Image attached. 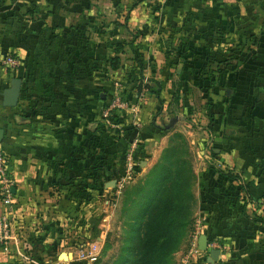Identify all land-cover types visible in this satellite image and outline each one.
Segmentation results:
<instances>
[{
    "label": "crops",
    "instance_id": "1",
    "mask_svg": "<svg viewBox=\"0 0 264 264\" xmlns=\"http://www.w3.org/2000/svg\"><path fill=\"white\" fill-rule=\"evenodd\" d=\"M227 42L241 55L227 58ZM14 79L20 91L8 106ZM114 81L128 103L118 116L132 127L130 141L97 131ZM0 130L16 241L0 248V264H74L92 232V206L102 202L99 222L109 215L107 183L133 140L135 179L163 168L184 143L197 242L215 243V264H264V223L255 219L264 218V0H0ZM51 216L77 218L65 241L55 237L60 229L44 230ZM17 246L32 250L28 263ZM57 246L69 259L48 254Z\"/></svg>",
    "mask_w": 264,
    "mask_h": 264
},
{
    "label": "trees",
    "instance_id": "2",
    "mask_svg": "<svg viewBox=\"0 0 264 264\" xmlns=\"http://www.w3.org/2000/svg\"><path fill=\"white\" fill-rule=\"evenodd\" d=\"M220 41H218L219 43ZM256 42V41H255ZM219 44H222L219 43ZM228 44V42L226 43ZM225 48V47H224ZM243 49L225 48V56L235 57L241 55ZM116 59L112 60V66L116 67ZM227 60V59H225ZM142 68L141 60H136V64L131 66L132 78L130 80L138 81L142 78V70H139V66ZM125 99V97H124ZM111 120L116 121L122 125L123 133L126 134L127 140L131 138V126L124 125L121 122V118L118 113L111 116ZM97 131L101 135L105 133L107 136L110 132H115V129L110 128L101 118ZM118 132V131H116ZM182 139L181 135H176ZM142 146H138V150ZM175 148V147H172ZM184 143L178 150H182V154L177 155L173 159L169 157L167 164L161 168V173L157 182L151 189V198L149 203L145 205V213L139 218L136 223L135 230L138 235L136 238V245L131 249L129 264H172L171 258L173 254L178 250V244L181 236L186 235L193 223V203H194V178L195 175L192 171L189 158H186V151L184 150ZM178 151L177 149H175ZM175 152L171 153L174 154ZM171 158V159H170ZM121 168L123 171L125 152L121 157ZM93 199V195L90 194L88 201ZM14 205V202H13ZM63 206L60 203V207ZM99 215L96 218L87 217L85 220L90 223L92 233H96ZM258 216V215H256ZM257 221L264 223V218L261 216L255 217ZM72 221L68 222L64 216L48 217L42 219V226L46 232L55 234L58 242L68 236L69 230H71L77 221L76 217H72ZM55 231V232H54ZM1 248V245H0ZM44 250L47 247L44 246Z\"/></svg>",
    "mask_w": 264,
    "mask_h": 264
},
{
    "label": "rangeland",
    "instance_id": "3",
    "mask_svg": "<svg viewBox=\"0 0 264 264\" xmlns=\"http://www.w3.org/2000/svg\"><path fill=\"white\" fill-rule=\"evenodd\" d=\"M224 47L229 48V50L237 48L236 46H234V44L229 43L225 44ZM178 152L179 151H176L174 154H172V156L176 157L177 155H179ZM184 156L188 158V152ZM157 170H152L146 175L145 172L142 175L138 176L137 179H135V176L133 180L128 181L122 187L119 193H115L114 191L113 193H111V199L109 200L110 205L108 207L109 215L106 216L104 223L102 221H98L96 233L91 232L90 234H87L82 238V243L84 244V248H86L84 249L85 252H91L93 255H95L96 258L95 260H91L86 257L84 260L88 261V264H129L131 249L134 245H136V238L138 235L137 231L135 230V222L142 217V214L146 212L145 205L149 203V200L151 198V189L154 187L153 183L157 182L158 177L161 173L160 168H158ZM156 175L157 177L153 179V176L155 177ZM151 179L153 180L151 181ZM110 186H108V188H111ZM101 208V201L93 205L91 209L93 215L91 217L96 218L99 214L98 210H100ZM95 212L97 213L96 215ZM100 217L101 216L99 215V218ZM99 223H102L103 225L100 224L102 225L100 226ZM88 224L91 225L90 223ZM193 228L194 225L192 223L186 235H184L183 237L181 236L180 242L178 244V250L173 254V257L171 258L172 264H181L182 259L189 252L190 236ZM36 238L34 236L33 240L36 241ZM66 238H64L63 241H65ZM98 238H101V240L99 241ZM16 240H19L18 236L16 237ZM79 240H74V242H78ZM17 247L19 249L14 248V250L12 249V252H14L21 258L20 261L28 263L30 260L29 256L32 250L24 249L25 247L23 246ZM63 249L64 248L57 246L54 248V250L51 251L53 252L52 254L51 252H49L48 254L50 256H53V258L62 261L65 259V256L63 255L59 257V253L63 252ZM21 252L22 254H20ZM43 252L44 251L39 250L35 253H37L39 257H42L41 254ZM78 253H80V251H78ZM24 255L26 259H24ZM49 255L48 257L50 258ZM73 259L75 261L74 264H78L80 261H84L82 260V258L78 257H75Z\"/></svg>",
    "mask_w": 264,
    "mask_h": 264
},
{
    "label": "built area",
    "instance_id": "4",
    "mask_svg": "<svg viewBox=\"0 0 264 264\" xmlns=\"http://www.w3.org/2000/svg\"><path fill=\"white\" fill-rule=\"evenodd\" d=\"M4 63L10 67L17 66L19 61L15 57H7ZM113 93L111 99L104 108L102 118L105 123L112 129L123 133L122 125L116 121L111 120V116L122 110H128V103L124 99L123 89L118 81L113 82ZM137 148L136 140L131 141L125 151V161L123 171L118 178L114 180V192L119 193L122 187L136 176V163L133 158V153ZM14 179L11 176L9 169L8 158L3 151L0 143V245L4 251H9L11 243L15 244V235L12 228L14 221L13 211V188ZM259 211L264 214V196L258 202ZM200 229L196 226L191 232L190 249L189 252L182 259L181 264H212L206 260L207 251L199 248L197 238ZM14 241V242H13ZM215 243L213 241L207 242V249H214ZM79 257L85 259L86 257L95 260V255L91 252H82ZM88 259V260H89Z\"/></svg>",
    "mask_w": 264,
    "mask_h": 264
},
{
    "label": "water",
    "instance_id": "5",
    "mask_svg": "<svg viewBox=\"0 0 264 264\" xmlns=\"http://www.w3.org/2000/svg\"><path fill=\"white\" fill-rule=\"evenodd\" d=\"M11 85H12L11 88L4 93L6 97V101H4V104L8 106L15 105L18 100V95L20 91V80L14 79ZM1 140H2V130H0V142ZM107 185H111L112 187H114V181H112L111 183H107ZM198 245L201 250L208 251L209 256L207 257V261L212 264H215L220 252L219 249H207V239L205 235L200 236ZM65 258H67V255H65Z\"/></svg>",
    "mask_w": 264,
    "mask_h": 264
}]
</instances>
